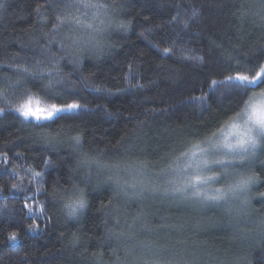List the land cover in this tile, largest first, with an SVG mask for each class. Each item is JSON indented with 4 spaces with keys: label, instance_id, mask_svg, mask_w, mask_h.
<instances>
[{
    "label": "trees",
    "instance_id": "obj_1",
    "mask_svg": "<svg viewBox=\"0 0 264 264\" xmlns=\"http://www.w3.org/2000/svg\"><path fill=\"white\" fill-rule=\"evenodd\" d=\"M58 2L0 0V264H131L151 259L149 248L187 264H264V148L236 165L258 178L239 219L219 206L180 202L179 213H166L157 206L159 198L171 199L162 187L125 194L106 182L115 169L79 165L87 153L108 165H143L151 179L229 124L245 91L264 90V72L248 89L228 80L264 66L260 0H115L112 26L98 34L100 49L83 30H57ZM165 48L174 55L164 57ZM213 80L223 83L213 88ZM25 94L34 106L83 107L37 127L14 110ZM47 133L57 136L54 143L45 142ZM77 135L79 148L71 139ZM28 169L43 173V181ZM73 182L87 200L77 218L64 207L75 198ZM150 196L157 203L147 211Z\"/></svg>",
    "mask_w": 264,
    "mask_h": 264
},
{
    "label": "snow or ice",
    "instance_id": "obj_2",
    "mask_svg": "<svg viewBox=\"0 0 264 264\" xmlns=\"http://www.w3.org/2000/svg\"><path fill=\"white\" fill-rule=\"evenodd\" d=\"M114 2L115 0L111 4L107 0H59L56 5L59 8L56 16V28L57 30L67 28L71 32L83 30L87 34V42L100 49L102 41L98 39V34L112 26L109 9L114 7ZM2 6L0 4V7ZM260 8L264 10V0H260ZM116 26L121 30H126L128 22L120 21ZM79 39L78 37L74 43H78ZM144 39H148V37L145 36ZM61 48H64L63 44H61ZM171 55H174L171 48L163 49L164 57ZM187 58L193 59L192 57ZM74 62H78V57ZM261 72H264V66L261 67L260 72L252 77L237 73L236 76H229L228 80L239 81L241 87L248 89L250 85L257 83ZM16 83H20V81L17 80ZM218 83L223 82L213 80L211 86L215 88ZM2 95L3 91H0V96ZM244 95L246 99L242 109L235 117L230 118L233 122L228 125L230 130L227 133L223 129L220 130L219 136L217 133H212L210 137L194 144L191 150L185 151L181 153L180 157H177L170 171L171 179L167 181L168 188L166 191L201 205H231L233 201L240 199L241 194L250 192L258 178L254 174L241 171L236 165L237 162L243 164L250 156H254L258 148H264V91L259 94L258 99L255 98V94L248 95L247 91ZM82 107L83 105L76 102L50 103L44 107L34 106L32 95L25 94L22 102L17 103L14 110L25 120H34L37 127L43 128L48 127L43 122H55L57 118L65 119L66 117L61 114L75 113ZM3 111L4 109L0 108V112ZM43 139L46 143L52 144L56 141L57 136L47 133ZM71 139L77 148L82 144V138L79 135ZM181 159L183 160L182 163L180 162ZM3 161L7 163L6 154L3 155ZM93 164L101 168H108L110 171L115 169L116 171H112L106 182H110L125 194L128 193L129 189L133 190L134 195L142 194L148 190H158V186L152 184L147 178L143 165H137L134 168L131 165H125L122 168L120 164H104L98 158L90 157L87 153H81L80 166L90 168ZM12 171L13 174H17L15 168ZM27 171L34 180H37V183L43 181V173L33 172L32 169ZM121 172H130L132 182L124 179ZM217 184L220 186L217 187ZM12 187L24 191L19 184H13ZM73 189L75 198L70 197L64 207L67 209L69 217L77 218L82 210L87 207V200L84 197V190L79 188L75 182H73ZM40 191L43 189L37 188V192ZM261 196L264 197V193H261ZM27 199L28 197L25 196L26 201ZM243 203L249 205L250 200L246 198ZM25 207L32 214L31 206L25 203ZM43 210V205H40L39 211L43 212ZM239 215L238 213L237 219H239ZM38 227V225H30L32 230ZM260 227L261 231L264 232V218L261 219ZM9 239L15 241L17 239L16 233H12ZM77 239L74 236V241ZM142 247L147 246L143 245ZM148 252L151 253V259L142 260L141 257H135L131 264H187V261L176 253L169 256L165 250H153L151 248L148 249ZM129 255L132 253L129 252Z\"/></svg>",
    "mask_w": 264,
    "mask_h": 264
},
{
    "label": "rangeland",
    "instance_id": "obj_3",
    "mask_svg": "<svg viewBox=\"0 0 264 264\" xmlns=\"http://www.w3.org/2000/svg\"><path fill=\"white\" fill-rule=\"evenodd\" d=\"M264 91V90H263ZM261 93V92H260ZM260 93H258V94H255V98H259V94ZM233 121H231L230 123H232ZM229 123V124H230ZM229 124H227L224 128H223V131L225 132V133H227L230 129H229V127H228V125ZM221 134V132L219 131L218 133H217V136H219ZM204 146H206V145H204ZM192 148H190L189 150H191ZM188 150V151H189ZM148 155H151V156H153L154 158H156L157 157V151H154V150H151V151H149V154ZM142 156H145V155H142ZM177 160V159H176ZM175 160V161H176ZM180 162L182 163L183 162V160L181 159L180 160ZM237 163H239V162H237ZM174 166V162L170 165V167H169V169H167L164 173H161V174H159V176H156V177H154V178H151L150 179V177H148L147 176V178L152 182V184H154V185H156L157 184V186L160 188V187H162V189L161 190H165L164 192L165 193H167L166 195L167 196H169V197H171V199L169 198V200H167L166 201V199H162V198H159L160 199V201H159V203L157 204V206H160L161 207V211H165L166 213H171V212H173V213H171V214H174V213H179V205H174V203L175 202H180L181 204H188V205H190V206H195V205H197V206H199V207H202L203 206V208H206V207H208V206H219L220 208H223V210H225V212H229V208H231V212L233 213V214H240V213H243L244 212V207H245V204L243 203V201L247 198V199H249L248 198V196L250 195V192H248V193H243V194H241L240 195V199H238V200H235V201H233L232 203H231V205H201V204H199V203H195V202H192V201H187V200H184V199H182V198H179V197H177V196H174L170 191H166V189L168 188V184H167V181L169 180V179H171V175H170V171H171V168ZM157 181L158 180V182H155V180ZM126 180H128L129 182H132V175H130V176H128L127 178H126ZM217 187H218V184L216 185ZM144 192H148V193H152V191L151 190H148V191H144ZM170 201V202H169ZM155 203H157V202H155V199L154 198H151V196L148 198V202H146V205L144 206V209H147V211H151V209H152V206L154 205H156ZM163 205H165V206H163ZM241 207H243V208H241ZM158 209V208H157ZM196 212H198L197 210H196ZM206 212L208 213V210H206Z\"/></svg>",
    "mask_w": 264,
    "mask_h": 264
}]
</instances>
